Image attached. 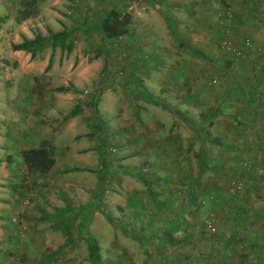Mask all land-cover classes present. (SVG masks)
<instances>
[{
	"label": "rangeland",
	"instance_id": "1",
	"mask_svg": "<svg viewBox=\"0 0 264 264\" xmlns=\"http://www.w3.org/2000/svg\"><path fill=\"white\" fill-rule=\"evenodd\" d=\"M29 1L36 2L27 12L37 14L26 23L28 37H41L42 49L33 55L25 53L21 58H15L12 46L18 43L12 40V34L9 39L0 37V96L5 75L7 72L14 73L12 62L34 63L30 73L37 77L34 82L39 90L36 110L42 112L41 123L46 124L60 118L63 121L58 131H53L47 137L45 132L38 135L48 140V148L54 155L56 163L51 173L45 176L21 175L20 183L15 184L22 185L21 204L16 205V209L4 208L5 205L0 207V222L13 220L22 224L18 233L21 237L20 251L15 257L14 252H10L5 260L1 259L0 251V264H89L88 248L80 235L82 231H87L98 243L101 264H148V257L152 258V254L158 250L149 238L158 234L162 228L161 217H156V210L153 208L156 204L172 202L169 194H163V180L158 178L164 173H168L170 177L172 175V160L162 161L163 154L166 148H176L173 146L176 139H183L175 153L176 158L185 162L184 165L192 176L196 177L201 172L199 160L197 161L198 144L190 141L194 132L188 125L198 124L205 119L207 112L204 113V110L211 108L213 103L205 100L200 105L203 101L197 98L190 103L186 115H180L173 109L176 99L182 98L184 91H188V85L186 87L182 82L184 76L194 69L192 65L188 66V62H149L145 66L138 64L133 70L137 74V83L129 84L125 67L122 66L130 62H111L109 51L102 48L101 36L94 27L87 28V25L98 21L108 11L109 3L102 4L99 0H26ZM12 5L11 9L14 11ZM223 5L226 7L225 0ZM251 5L255 6L251 9ZM244 8L255 18H246L242 10ZM126 11L130 10L124 8L122 13L128 14ZM85 12H89V16ZM263 15L264 0H232L230 8L217 16L216 22L223 32L218 36L217 44L221 42L219 49L213 51V62H202L203 68H195L196 76L204 78L205 75L206 80L209 78V81L199 85L202 90L208 87L211 92L218 90L217 98L223 99L221 88L233 79L230 70L239 72L241 68L238 63L233 62H241L244 58L257 61L256 53L250 54V51H258L260 47H264V22H261ZM182 16L175 15L176 19L169 17L168 20L179 23L178 28H187V20ZM5 18V15H0V19ZM9 21L11 30H14L13 19ZM18 21L14 18V22L19 23ZM257 22L261 23V28H258ZM76 23L82 29L78 28L72 34L74 40L71 41V52L50 48L46 39L51 33L68 30ZM246 41L250 43V47H244ZM228 42L238 48L242 56H236L227 49L225 43ZM48 57H51L50 68H45L40 75L39 64L47 62ZM217 59L222 65L217 66ZM3 62H9V65ZM56 63L58 66L54 69L53 65ZM170 74L173 76L170 77ZM175 79L178 83H174L177 82ZM61 87L75 88L77 92H58L57 89ZM236 87L231 88L232 93L237 91ZM144 90L151 96V100L142 97ZM45 97L50 99L46 101ZM97 99L96 113L93 114L91 109H94L93 104ZM7 100L0 97V146L3 145L2 139L12 130L10 123L13 115L4 114L3 104ZM229 102L236 107V100ZM72 112L76 114L72 115ZM184 116L185 120L182 119ZM221 117L220 113L214 116L207 131L210 138L219 136L213 134L212 124L216 122L218 125ZM177 122H182L184 126ZM163 140L167 141L169 147L161 145ZM218 158L215 164L207 157V161L203 159L204 177L201 181L208 187L205 192L214 195L215 190H211L217 180L206 178L212 176L215 170L220 176L231 173L229 177L221 179L218 187L229 185L231 191L233 188H242L237 180L235 184L231 181L235 176V162L227 161L226 156ZM0 159H3L2 153ZM245 165L247 168L248 163ZM2 179L0 171V181L4 182ZM2 185L5 183H0ZM151 195L155 199L150 206ZM1 200L5 199L0 197ZM63 209L66 211L62 218L59 211ZM219 214L222 216L221 212ZM34 219H38L41 224L29 226L28 223ZM222 219L223 217L218 220ZM216 221L214 213L213 217L204 221L203 231L217 235L219 229H216ZM60 223L70 225L71 239L68 243H65V236L59 229ZM207 223L213 225L214 233L208 231ZM34 230L45 231L50 235L45 240L42 237L36 240Z\"/></svg>",
	"mask_w": 264,
	"mask_h": 264
},
{
	"label": "crops",
	"instance_id": "2",
	"mask_svg": "<svg viewBox=\"0 0 264 264\" xmlns=\"http://www.w3.org/2000/svg\"><path fill=\"white\" fill-rule=\"evenodd\" d=\"M23 1L25 0H0V15L6 16L5 20L0 19V37L9 39L12 34V40L14 39L13 41L18 44H21L24 39H34L28 37L29 31L26 27V23L32 17L19 20V23L14 22V18L18 19L20 11L24 8ZM99 2L109 3L108 11L110 9L123 11L124 8L130 10L126 11L131 17L127 33L104 47L109 51L111 62H130L122 66L125 67L124 72L128 77L129 84L137 83V74L133 70L138 64L145 66L149 62H177L179 64L188 62V66L192 65L193 71L184 76L182 80L186 87L188 85V91H184L182 98L176 99L173 109L180 115H186L193 100L199 98L200 101H203L200 105L205 100L212 101L213 106L204 110V113L207 112L206 118L198 124L188 125L189 129L194 132L190 141L198 144V155H200L201 148H205L206 152L203 157L205 156L206 161L210 159L215 164L218 157L226 156L228 157L227 161L235 162V168L233 167L235 176L231 181L235 184L234 182L237 180L242 186V188L239 187V190L233 188L232 191L229 185L224 184V186L218 187L221 179L229 177L228 175L231 173H224L220 176L219 172L215 170L216 172L214 171L212 176L206 178L211 180L212 177L217 180L211 190H215L214 195L203 196L207 187L201 181L204 177L203 170L200 169L201 172L194 177L190 170H187L185 162L176 158L177 148L184 140L176 139V144L173 145L176 148L174 147L172 150L166 148L169 147L167 141H161V145L166 148L162 161L172 160L170 171L172 178L168 173L159 175L158 178L164 180L163 194L164 192L169 194L172 202L171 204L168 202L156 204L153 208L156 210V217H161L162 228L158 234L149 238L158 250L152 254V258L148 257V264H264V47H260L258 51H250V54L256 53V62L246 58L241 62H233L234 64L238 63L241 68L239 72L230 70L233 79L230 82L227 81L228 85L221 88L224 97L219 100L217 98L218 90H214L217 92L215 94L209 87L205 90L200 88L199 85L209 81V78L207 77L206 80L205 75L204 78L196 76L195 68L202 66V62L203 64L204 62H213V51L218 50L221 43L219 41L217 44L218 36L223 34L216 19L217 16L219 17L230 8L232 0H225L226 7L223 5L224 0H99ZM11 4H13L14 11L11 9ZM119 4H121L120 7ZM254 6L251 5V9ZM242 10H244L246 18L250 16L255 18L254 15L246 12V8ZM85 14L89 16V12H85ZM181 14L187 20V28H178L180 27L179 23L168 20L169 17L175 18V15ZM261 18V22L262 20L264 22V15ZM10 19H13L14 30L10 28ZM78 25L74 24L75 29L74 27H70L68 30L64 29L69 32L70 41L74 40L72 34L77 32L78 28L82 29ZM256 25L261 28V23L257 22ZM90 27L92 26L90 25ZM85 34H89V32ZM97 34L100 35L98 32ZM50 36L46 39L49 46ZM214 40L216 41L215 46ZM25 53L28 52L14 51L13 57L21 58ZM50 59L51 57H48L47 62L39 64L40 75L43 74ZM215 62L218 63L217 66L222 65L218 59ZM3 63L9 65V62ZM33 65L34 63L12 62L14 73L8 74L7 72L3 80V92L0 97L8 99L3 104L4 114L13 115L12 123H10L13 131L8 132L6 139H2L3 145L0 146V153L3 155V159H0V171L3 176L2 180H5L4 182L0 181V183H5L4 186H0V197L5 199L0 201V207L5 205L4 208L16 209V205L21 204L22 185L15 186L16 183H20L19 177L27 174L21 152L49 143L42 135L39 137V133L45 132L44 135L47 137L57 130L63 121L60 118L46 124L41 123L42 112L36 110L39 90L34 82L37 77L30 73ZM53 66L54 69H57L58 63ZM172 76L170 74V77ZM175 80L177 82L174 83H178V80ZM41 81L40 83H42ZM247 84L248 88L246 89ZM232 87H236L237 91L232 93ZM232 95L237 101L235 108L229 102L235 101L232 100ZM16 99L18 101L15 102ZM44 99L50 98L45 97ZM47 105L50 103L47 102ZM218 113L222 116L221 122L218 125L214 122L212 127L213 134L219 136L210 138L207 131L211 122L214 121V116ZM245 115L248 118L244 117ZM184 118L186 116L182 117V119ZM72 124L75 125L74 122ZM177 124L184 126L182 122H177ZM203 129L204 131H202ZM208 151H210L209 154ZM198 160L199 158H197ZM246 163H248L247 168L245 167ZM171 179L172 184H170ZM189 185H194L195 193L199 195L196 202H193L189 196ZM222 189L224 193L221 191ZM128 205L130 206V204ZM219 212L222 213V216ZM214 213L218 224L216 229L219 230L217 235H210L203 231L204 221L213 217ZM222 217V220H218ZM39 220L34 219L28 225L41 224L42 220L41 222ZM19 223V221L14 222L13 220L0 222L2 260L9 257L10 252H14L13 257H15L20 251L21 237L18 236V233L22 224ZM33 232L34 236L36 234L34 237L36 240L39 237L45 240L50 235L45 231L34 230ZM169 248L170 250H168Z\"/></svg>",
	"mask_w": 264,
	"mask_h": 264
},
{
	"label": "trees",
	"instance_id": "3",
	"mask_svg": "<svg viewBox=\"0 0 264 264\" xmlns=\"http://www.w3.org/2000/svg\"><path fill=\"white\" fill-rule=\"evenodd\" d=\"M36 2V1H35ZM34 1L26 2L23 1V10L20 11L18 20H25L30 17L35 16L37 13H29L27 11L30 10L31 5L35 3ZM131 24V17L128 14L122 13V11H118L116 9H110L108 12L104 14L103 17L100 18V20L96 22L90 23L92 28L94 27L96 31L101 35V43L103 44L102 48L106 47V45L110 42H113L114 39H118L119 37L124 36L127 31L128 27ZM90 25L88 27H90ZM75 29V27H74ZM50 47L52 49H55L59 47L61 50H64L66 52H70L72 50V42L69 40L70 34L67 31H59L56 33H51L50 36ZM42 39L41 37L37 36L33 40H26L24 39L21 44L13 45L12 49L14 51H25L28 53H31L32 55L37 51L42 49ZM51 63L49 62L46 70L50 68ZM58 92H77L75 88L69 89L66 87H61L57 89ZM145 91V90H144ZM143 97L146 100H151V96L148 94V92H142ZM98 99L96 100V103L93 104L94 109H91V112L96 113V105H97ZM90 105V104H88ZM72 115H75V112L71 113ZM99 128V126L97 127ZM48 143H44L38 148H29L26 150H23L21 152V156L23 159V162L27 168V174H38L40 176L48 175L52 169L55 166V158L53 153L49 150L47 147ZM206 150L204 147L200 150V155H198L199 163L201 170L203 169V155L205 154ZM164 178V177H163ZM163 180V179H162ZM172 181V180H171ZM164 182V180H163ZM194 185H189V196L192 198L193 202H196L197 193H195V187ZM204 193V192H203ZM204 196L207 195L205 192L203 194ZM206 198V197H205ZM149 201V205L153 204L154 202V196L151 195ZM66 210H60L59 215L60 217H64V213ZM59 229L62 231L63 235L65 236V243H68L70 241V225L60 223ZM80 235L82 239L85 241L87 248H88V257L87 260L89 264H101V256H100V248L98 246V243L96 240L86 231V232H80Z\"/></svg>",
	"mask_w": 264,
	"mask_h": 264
},
{
	"label": "built area",
	"instance_id": "4",
	"mask_svg": "<svg viewBox=\"0 0 264 264\" xmlns=\"http://www.w3.org/2000/svg\"><path fill=\"white\" fill-rule=\"evenodd\" d=\"M227 49L231 50V52L233 54H235L236 56H242V53L240 52V50L236 47H233L232 44H230L229 42L228 43H225ZM244 47H250V43L248 41H246L244 43ZM207 229L208 231H210L211 233H214L215 232V228L213 227V225L211 223H207Z\"/></svg>",
	"mask_w": 264,
	"mask_h": 264
}]
</instances>
